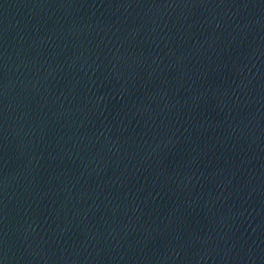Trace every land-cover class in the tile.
Returning <instances> with one entry per match:
<instances>
[{"label":"water","instance_id":"water-1","mask_svg":"<svg viewBox=\"0 0 264 264\" xmlns=\"http://www.w3.org/2000/svg\"><path fill=\"white\" fill-rule=\"evenodd\" d=\"M0 264H264V0H0Z\"/></svg>","mask_w":264,"mask_h":264}]
</instances>
